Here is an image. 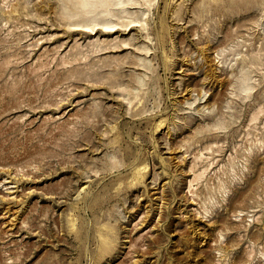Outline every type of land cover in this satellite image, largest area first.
Here are the masks:
<instances>
[{"label": "rangeland", "instance_id": "1", "mask_svg": "<svg viewBox=\"0 0 264 264\" xmlns=\"http://www.w3.org/2000/svg\"><path fill=\"white\" fill-rule=\"evenodd\" d=\"M0 192V264H264V0H0Z\"/></svg>", "mask_w": 264, "mask_h": 264}, {"label": "bare ground", "instance_id": "2", "mask_svg": "<svg viewBox=\"0 0 264 264\" xmlns=\"http://www.w3.org/2000/svg\"><path fill=\"white\" fill-rule=\"evenodd\" d=\"M109 23H103V25H106V26H104V28H100L102 31H105V30H107V31H109V32H115V31H117L119 28L117 27V26H115L114 24L113 25H108ZM133 26H139V24H137V23H130L129 24V27H133ZM72 27V26H71ZM70 27V28H71ZM77 29H79L78 27H77ZM185 89V88H184ZM189 92V89H185L183 92H181V96H184L185 94H187ZM164 145V144H163ZM177 157V156H176ZM177 160V159H176ZM174 162V161H173ZM143 169H145V166L144 165H142V166H139L138 168H137V170H138V172H140V173H143ZM156 172V171H155ZM151 178H154V177H151ZM22 179V178H21ZM13 181V180H12ZM18 181V180H17ZM14 182V181H13ZM22 182V181H21ZM20 182V183H21ZM15 183H16V180H15ZM164 184H165V182H163ZM18 184V183H17ZM15 185V189L13 190V192L15 193V195H11V198L12 199H17V197H18V193H17V191H19L20 190V188H18V186H19V184L18 185ZM26 186V185H25ZM24 186V187H25ZM84 186V185H83ZM28 187V186H27ZM159 187V186H158ZM21 188H23V187H21ZM26 188V187H25ZM82 188H84V187H82ZM160 189H161V187H159ZM35 188H29L28 187V189H27V193H28V195L29 194H33L34 192H35V190H34ZM12 190V189H11ZM20 191H25V190H20ZM19 191V192H20ZM156 192V196H155V199L156 200H158L159 202L161 201V196H160V194H161V190H155ZM37 192V191H36ZM163 192V191H162ZM1 193V192H0ZM2 194V193H1ZM1 194H0V199L1 200H4L5 199V197L6 196H1ZM5 194V193H4ZM3 194V195H4ZM26 194V193H25ZM180 195V194H179ZM165 197V196H164ZM10 199V198H9ZM8 199V200H9ZM19 199H21V198H19ZM14 201V200H13ZM9 202V201H8ZM11 202V201H10ZM1 203V202H0ZM6 203H7V201H6ZM14 203V202H13ZM161 203V202H160ZM32 204V203H31ZM4 205V204H3ZM2 205V206H3ZM12 205H14V204H12ZM12 205H11V207H12ZM6 206V205H5ZM7 206H10V205H7ZM9 208V207H8ZM19 208V207H18ZM10 209V208H9ZM16 209V208H15ZM13 210V211H10V210H8V209H6V208H2V209H0V221H1V227L4 229V231H6V232H9L10 234H12V233H18V232H20V229H21V224L23 225V223H21L20 222V220H19V218L21 219V217H18V213H17V210L19 211V209H17V210ZM31 209V208H30ZM155 209V208H154ZM22 211V210H21ZM21 211H20V213H21ZM23 212V211H22ZM181 213V212H180ZM179 214V213H178ZM21 216V215H20ZM181 216V215H180ZM151 224V223H150ZM152 225H153V223H152ZM156 228V227H155ZM23 235V234H22ZM125 240H127V239H125ZM128 243V242H127ZM130 243H131V240H130ZM133 244V243H132ZM142 245V244H141ZM132 255V254H131ZM131 260H134V258H132L131 256H129V246L128 245H124V247H123V249H122V251L120 252V254L119 255H117V257H116V261L114 260V261H112L110 264H121V263H125V262H128L129 263V261H131ZM148 261V260H147ZM126 264V263H125Z\"/></svg>", "mask_w": 264, "mask_h": 264}]
</instances>
